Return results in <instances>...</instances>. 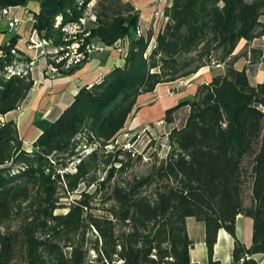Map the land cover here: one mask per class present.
I'll return each mask as SVG.
<instances>
[{"label":"trees","instance_id":"1","mask_svg":"<svg viewBox=\"0 0 264 264\" xmlns=\"http://www.w3.org/2000/svg\"><path fill=\"white\" fill-rule=\"evenodd\" d=\"M29 1L0 0V8ZM38 1L32 28L53 47L67 44L62 25L92 2L87 41L125 42L127 51L122 66L77 90L29 150L16 122L0 120V264H190L187 217L204 224L209 264L219 229L233 237V262L248 255L243 264H256L251 256L264 254V75L252 86L233 65L241 40L264 35V0H169L152 44L150 32L138 36L139 12L127 0ZM16 39L0 46V117L34 83L30 72L7 77L9 66L29 61L10 52ZM205 66L211 80L164 111L170 124L189 107L167 134L165 157L137 170L143 153L115 144L137 97ZM239 214L253 221L249 247L235 236Z\"/></svg>","mask_w":264,"mask_h":264},{"label":"crops","instance_id":"2","mask_svg":"<svg viewBox=\"0 0 264 264\" xmlns=\"http://www.w3.org/2000/svg\"><path fill=\"white\" fill-rule=\"evenodd\" d=\"M127 1L139 12L138 23L143 36L148 32L152 34V44L157 31L164 21L160 17V13H162L169 0ZM38 2V0H30L26 6L9 7L6 15L0 13V46L8 43L13 36H16L15 48L22 57L28 58V60L33 62L30 72L34 82L33 87L27 93L18 109L0 117L1 121L13 120L16 122L19 137L27 150H29L32 141L70 105L80 87L90 86L103 78L112 68L122 66L127 51L125 42H121L115 47H104L101 51L93 52L87 60L75 66L70 73L50 74L47 70V57L42 55L39 49L33 48L28 41L33 24V13L38 10ZM13 18L17 21L12 27H9L8 23ZM262 21L264 22V17ZM252 49L264 50V35L253 39L248 44L244 40L239 42L234 53H239L241 56L233 67L236 70L244 68L248 78H260L254 82L253 85H256L262 81L264 65L263 62H260L259 64L263 67L261 72L257 73V76L251 75L250 70L253 64L249 62L248 58ZM221 69L215 66L212 70L220 71ZM211 78L212 72L208 66H205L189 78L182 80L183 83L180 85L178 82L159 85L153 92L139 95L135 103L136 110L128 118L131 123L129 129L149 131L150 126L162 124L168 127L169 132L172 128L182 127L188 115L189 107L186 105L177 109L172 115L173 121L170 124H166L162 118L165 109L170 106L168 99L175 98L178 95L177 102L182 101L194 94L199 83L209 82ZM173 88H176V90L170 92L169 90ZM185 224L187 234L193 242L189 249L190 264H209L204 224L196 221L193 217H187ZM252 228L253 221L250 217L242 214L237 215L235 236L245 247H249L252 242ZM232 248L233 237L224 229H219L213 245L211 261L216 264H233ZM251 257L256 264H264V254H255Z\"/></svg>","mask_w":264,"mask_h":264},{"label":"built area","instance_id":"3","mask_svg":"<svg viewBox=\"0 0 264 264\" xmlns=\"http://www.w3.org/2000/svg\"><path fill=\"white\" fill-rule=\"evenodd\" d=\"M92 2L86 5V10L82 16H80L76 21L67 22L61 27V31L65 36L67 44L62 47H53L51 43L47 40L41 39L38 37L36 31L32 28L29 33L28 41L29 44L35 48L39 49V52L42 55L47 57L49 63L47 65V70L50 74H59L61 70H67L72 67H75L85 60H87L93 52L103 50L104 46L99 42L87 41L89 36L88 22L94 20V15L91 12ZM8 9H1L0 13L7 14ZM162 17V13H160ZM55 25L58 26L61 24V18L56 17ZM16 19L13 18L11 22L8 23L9 27H12L16 23ZM138 36L142 34L141 29L137 31ZM121 42L115 43V45ZM10 52L13 55H17V49L11 48ZM2 50L0 49V56ZM33 62L29 61H18L13 65L7 68V77L13 74H27L31 72ZM182 84L183 81L178 82ZM170 94V92H169ZM248 255H243L239 258L237 262L233 264H243V262L248 259Z\"/></svg>","mask_w":264,"mask_h":264},{"label":"rangeland","instance_id":"4","mask_svg":"<svg viewBox=\"0 0 264 264\" xmlns=\"http://www.w3.org/2000/svg\"><path fill=\"white\" fill-rule=\"evenodd\" d=\"M261 52L262 50H256L252 49L249 55V62H252L251 66V75L259 74L261 70L263 69L262 65L259 64L261 61ZM250 85L253 86L254 82L258 81L260 78H248ZM180 85V84H179ZM176 88L170 89V92L175 91ZM177 94V93H176ZM175 94V95H176ZM174 99V100H173ZM167 100V99H164ZM178 100V95L175 96V98L168 99L170 106H173L176 104ZM178 103V102H177ZM130 120L126 122V125L124 129L121 131V133L116 137L115 144L116 145H122L124 148H131L136 153H143V159L136 164L137 170H143L148 165V162L150 159L158 158L162 159L165 157L168 148L167 143V133H168V127L165 125H155L150 126L149 131L146 130H130ZM111 148V147H109ZM72 167V164L69 165V168ZM82 189V187L80 188ZM92 190V189H90ZM79 192V191H78ZM78 192L74 193L73 195L69 196L68 198L62 199L64 202H70L72 199L78 196ZM64 211V210H61Z\"/></svg>","mask_w":264,"mask_h":264},{"label":"bare ground","instance_id":"5","mask_svg":"<svg viewBox=\"0 0 264 264\" xmlns=\"http://www.w3.org/2000/svg\"><path fill=\"white\" fill-rule=\"evenodd\" d=\"M141 116V115H140Z\"/></svg>","mask_w":264,"mask_h":264}]
</instances>
